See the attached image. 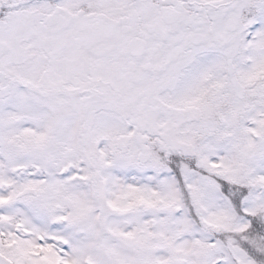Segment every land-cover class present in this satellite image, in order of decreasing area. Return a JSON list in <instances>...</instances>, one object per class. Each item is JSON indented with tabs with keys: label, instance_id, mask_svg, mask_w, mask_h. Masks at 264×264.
Instances as JSON below:
<instances>
[{
	"label": "snow or ice",
	"instance_id": "1",
	"mask_svg": "<svg viewBox=\"0 0 264 264\" xmlns=\"http://www.w3.org/2000/svg\"><path fill=\"white\" fill-rule=\"evenodd\" d=\"M0 264H264V0H0Z\"/></svg>",
	"mask_w": 264,
	"mask_h": 264
}]
</instances>
